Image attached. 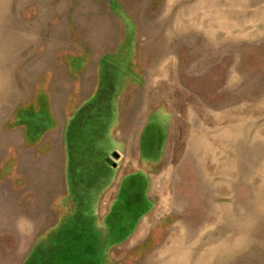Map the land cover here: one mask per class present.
<instances>
[{
    "label": "rangeland",
    "instance_id": "rangeland-1",
    "mask_svg": "<svg viewBox=\"0 0 264 264\" xmlns=\"http://www.w3.org/2000/svg\"><path fill=\"white\" fill-rule=\"evenodd\" d=\"M76 249L264 264V0H0V264Z\"/></svg>",
    "mask_w": 264,
    "mask_h": 264
},
{
    "label": "trees",
    "instance_id": "trees-1",
    "mask_svg": "<svg viewBox=\"0 0 264 264\" xmlns=\"http://www.w3.org/2000/svg\"><path fill=\"white\" fill-rule=\"evenodd\" d=\"M75 253H76V255H75L74 260L73 261L71 260L70 262H67V263H69V264H74V263L80 264V263L85 262L88 258L87 256L84 255V253L79 254V251L77 249L75 250Z\"/></svg>",
    "mask_w": 264,
    "mask_h": 264
},
{
    "label": "water",
    "instance_id": "water-1",
    "mask_svg": "<svg viewBox=\"0 0 264 264\" xmlns=\"http://www.w3.org/2000/svg\"><path fill=\"white\" fill-rule=\"evenodd\" d=\"M113 157H114L115 159H117V155H116L115 153L113 154Z\"/></svg>",
    "mask_w": 264,
    "mask_h": 264
}]
</instances>
